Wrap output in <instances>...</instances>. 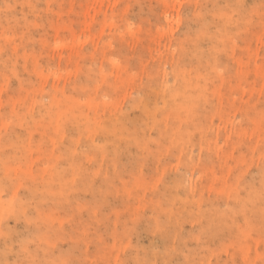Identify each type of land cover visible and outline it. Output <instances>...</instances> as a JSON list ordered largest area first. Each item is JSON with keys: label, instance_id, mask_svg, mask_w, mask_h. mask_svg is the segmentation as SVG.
I'll return each mask as SVG.
<instances>
[{"label": "rangeland", "instance_id": "obj_1", "mask_svg": "<svg viewBox=\"0 0 264 264\" xmlns=\"http://www.w3.org/2000/svg\"><path fill=\"white\" fill-rule=\"evenodd\" d=\"M206 1L0 0V178L22 182L17 187L18 193L23 192L29 182L43 184L54 178L73 183L68 197L55 196L60 203V206L56 204L59 206L56 210H52L50 200L41 206L45 214L51 212L56 217L55 222L45 226L51 234L69 231L78 238L75 241L67 235L55 240L50 247L52 253L61 250L71 254V264H76L74 260L84 254L85 236L92 237L95 243L90 241L87 255L83 256L94 260L93 264H104L100 254L112 248L114 241L107 231L117 227L118 233H122L123 225L134 226L126 239L128 244L114 248L109 257V264H122L130 251L126 245L138 242L149 246L152 236L145 223L148 216L159 212V222L172 226L171 219L163 213L168 208L163 200L152 207L146 204L151 197L154 199L155 186L162 189L158 180L150 178L146 168L138 174L139 187L129 190V195L135 196L133 200L121 191L122 183L127 181L128 187L131 182L125 174L120 179L112 177L110 186L113 188L104 199H93L87 190L75 186L82 181L98 183L111 176L110 166L115 156L104 146L101 149L100 144H93L99 143L97 137L102 129L97 133L94 120L102 127L113 113L119 116L123 111L134 116L135 109L130 107L132 97L146 87L141 86L146 82L151 83L152 89L161 75L169 82L173 78V63L185 69L191 67L192 73L195 67L202 75L207 72L204 57L202 62H196L190 45L199 21L193 16L207 11ZM222 11L232 19L237 16L231 3H222ZM260 12L256 7L251 21L241 27L242 31L230 26L226 36L200 41L205 51L209 46L217 49L215 72L210 74L211 81H206L212 92L199 99L200 113L211 120V129L204 133L205 142L200 143V152L212 175L222 179L201 182L203 190L198 191H202L203 196L195 198H221L216 196L217 186L224 181L227 186L232 185L239 174L245 179L254 178L256 168L264 162V87H261L262 80L257 81L251 74L253 69H264V12ZM258 16L262 19L260 23ZM212 21V26L217 25L216 18ZM236 60L243 64V72H236ZM218 74L223 76L222 81ZM228 76L230 81H225ZM260 89L262 91L258 92ZM166 103L168 107L170 104ZM73 105L74 110L81 113V119L69 116ZM85 115V127L81 124L77 131L65 128L57 133V124L68 121L75 126ZM151 135L157 136L153 131ZM197 152L196 147L193 154ZM205 154L213 159L208 161ZM168 160L163 158L161 163ZM201 167L192 168L194 179L203 172ZM178 171L185 170L180 167ZM177 190L182 191L174 188ZM74 196L75 200L68 201L67 198ZM240 197H244V188H240ZM65 201L68 203L63 204ZM128 203L133 210L128 211ZM230 204L232 201L228 200L222 207ZM77 206L81 213L74 216ZM196 208L195 202L191 211ZM137 215H141L138 223L135 222ZM197 223V220L188 222L185 228L191 231ZM3 226L23 227L24 222L7 217ZM258 235L261 234L251 231L254 243L260 241ZM195 244L194 241L189 243L190 246ZM35 245L32 243V247ZM176 247L178 244L173 241L165 249L169 264H177ZM257 250L258 247L247 249L248 257L253 258ZM211 264L217 262L213 260Z\"/></svg>", "mask_w": 264, "mask_h": 264}, {"label": "bare ground", "instance_id": "obj_2", "mask_svg": "<svg viewBox=\"0 0 264 264\" xmlns=\"http://www.w3.org/2000/svg\"><path fill=\"white\" fill-rule=\"evenodd\" d=\"M222 3H231L234 6L237 10L236 18L232 19L223 13ZM206 5L208 8L205 13H200V11L193 16H196L199 21L195 26L197 29L192 32L190 45L196 62H202L201 59L204 57L207 72H203L202 75V71L195 67V73H192L191 67L185 69L180 67L179 63H173V78L169 82L161 75V79L154 81L152 89L149 87L151 83L146 82L141 85L146 87L138 90L140 92L132 97L130 107L135 109L134 116L130 117L123 111L119 116L117 113H113L108 119V123L106 122V125L104 124L105 126L102 127L100 122L94 120V124L98 127L97 133L102 129L97 137L99 143L94 142L93 144L95 146L100 144L99 148L101 149L104 146V149L115 156L110 166V168L112 167L109 172L111 176L98 183L82 181L75 187L79 190H87L93 199H104L110 196L113 188L110 186L112 177L120 179L123 177L122 174H125L130 177L131 182L126 187L127 181H122L124 183H122L121 191L133 200L135 196H130L129 190L139 187V184L136 183L138 174L142 168H146L150 178L158 180L162 187L161 190H158L157 186L153 188L154 199L151 197V200L146 204L152 207L160 204V200H163L168 207L163 213L171 219L172 226H169L159 222V212L155 214L156 216H148L145 223H148L152 236L149 246L145 247L138 242L126 245L130 251L124 256L122 264H158L157 260L159 259H161L160 264H169L165 258V249L173 241L178 244L176 247L179 252L177 264H211L213 260L217 264H220V260L221 262L225 260L221 264H264L263 161L256 168L257 175L254 178L245 179L243 174H239L232 185L228 184L227 186L224 181L221 186H217L215 188L218 192L216 196H221V198L215 200L195 198V196H203L202 191H198L203 190L201 182L206 180L217 182L222 179L220 176L212 175L206 159L203 157L202 160L200 152V143L205 142L204 133L208 128L211 129V120L208 115L200 113L199 99L205 97L208 92H212L207 82L211 81L210 74L215 72L214 64L217 54V49L213 46H209L205 51L200 41L206 38L213 40L226 36L227 28L230 26H233L236 31H242L244 28L241 27H245L243 25L251 21L256 7L261 10L260 14L264 12V3L262 0H250V2L207 0ZM215 18L217 25L212 26L211 22ZM261 20L259 18L257 22L260 23ZM257 22L254 23L257 24ZM251 32L252 30H250ZM241 51H245V48H241ZM235 64L236 72L244 71L243 64L237 60ZM251 74L257 81L261 79V87H264V69H253ZM235 75L237 76L238 73ZM217 77L222 81L221 74H218ZM232 78L234 79V77ZM172 80L173 82H171ZM228 80L229 76L225 78V81ZM261 91V89L258 90V92ZM166 101L170 104L168 107ZM75 107L73 105L68 114L81 119V113L75 111ZM262 107L264 110V102ZM65 115L67 114L65 113ZM46 116L48 117V114ZM85 119L87 116L75 126L68 121L57 124L56 131L60 133L65 128L77 131L81 124L85 127L83 122ZM107 124L110 125L106 127ZM152 131L157 136H152ZM32 136L30 137L34 138ZM195 146L199 151L196 155L193 154ZM205 156L208 157V161L213 159L212 156L209 157V154H205ZM163 158L169 159L167 163H161ZM194 160L198 163H195ZM200 161L204 163H200ZM194 165L203 168V172L197 176L198 179H194L196 177L193 176ZM180 167H183L185 171H178ZM159 169H161L160 175ZM57 173H61L59 169ZM170 173L174 174L171 176ZM165 178H167V182L163 183ZM20 183L22 182L0 178V264H71V254L61 250L52 253L50 247L55 240L67 235H70L75 241L78 238L76 239L74 234L69 231L64 234L60 231L51 234L47 223H52L56 217L51 212L45 214L41 206L50 200L54 208L52 210H56L55 208L59 207L60 203H57L55 196L68 197L67 192L72 188L73 183H63L54 178L43 182V184L29 182L24 185V191L18 193L17 187L21 185ZM174 188H180L181 193L178 190L174 191ZM240 188H244V197H240ZM67 199L68 201L75 200V196ZM228 200H231L232 204L223 208L222 204ZM68 201L62 203L65 204ZM178 202L181 207L176 206ZM195 202L197 208L195 211H191ZM56 204L59 206L56 207ZM133 208L131 203L127 204L128 211ZM180 208L182 209L180 210ZM77 212L80 214L81 208L78 207L77 210H74L73 215L75 216ZM7 217L23 220L24 226H3ZM140 218L141 215H137L135 222L138 223ZM196 220L198 223L195 228L188 231L185 228L186 224ZM121 229L122 233H118L117 227L107 231L114 241L112 248L101 249V251L104 250L100 254V258L105 261L104 264H109V257L114 253V248L120 249L124 243L128 244L126 239L135 227L127 228V225H123ZM251 231L261 234L258 235L261 238L259 242L254 243L251 240ZM91 239L92 237H84L85 252L74 260L76 264H93L94 260L90 261L86 256H83L87 255ZM192 241L196 243L194 246L189 245ZM91 242L95 243V241ZM32 243L36 245L32 247ZM255 247H258V250L253 258H249L246 250L249 251Z\"/></svg>", "mask_w": 264, "mask_h": 264}]
</instances>
